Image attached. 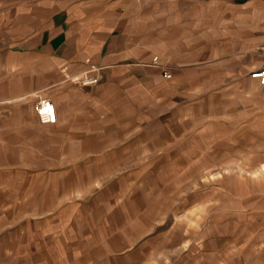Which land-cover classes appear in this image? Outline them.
I'll use <instances>...</instances> for the list:
<instances>
[{
  "label": "crops",
  "instance_id": "crops-1",
  "mask_svg": "<svg viewBox=\"0 0 264 264\" xmlns=\"http://www.w3.org/2000/svg\"><path fill=\"white\" fill-rule=\"evenodd\" d=\"M261 69L264 0H0V264L136 240L201 144L234 140L231 94Z\"/></svg>",
  "mask_w": 264,
  "mask_h": 264
},
{
  "label": "rangeland",
  "instance_id": "rangeland-1",
  "mask_svg": "<svg viewBox=\"0 0 264 264\" xmlns=\"http://www.w3.org/2000/svg\"><path fill=\"white\" fill-rule=\"evenodd\" d=\"M254 84L231 94L234 140L201 144L187 188L166 192V209L152 202L133 242L98 246L97 264H264V88ZM223 96L209 98L218 112Z\"/></svg>",
  "mask_w": 264,
  "mask_h": 264
},
{
  "label": "built area",
  "instance_id": "built-area-1",
  "mask_svg": "<svg viewBox=\"0 0 264 264\" xmlns=\"http://www.w3.org/2000/svg\"><path fill=\"white\" fill-rule=\"evenodd\" d=\"M156 57L151 59V63L155 64ZM164 78H169L170 74L167 71H163ZM250 77L256 80L259 86L264 87V69L256 70L250 73ZM97 81L96 77L83 76L79 79L78 83L81 85H92ZM34 112L37 120L43 124H50L54 122V106L50 100L45 98H38L33 105Z\"/></svg>",
  "mask_w": 264,
  "mask_h": 264
}]
</instances>
